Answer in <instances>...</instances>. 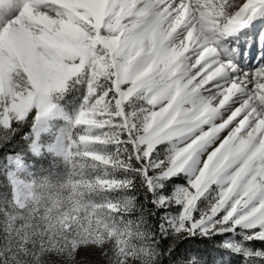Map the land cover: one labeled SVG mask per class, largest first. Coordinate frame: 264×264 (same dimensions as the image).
<instances>
[{"label":"snow or ice","instance_id":"1","mask_svg":"<svg viewBox=\"0 0 264 264\" xmlns=\"http://www.w3.org/2000/svg\"><path fill=\"white\" fill-rule=\"evenodd\" d=\"M225 7L235 18L211 29L199 0H127L105 18L120 32L115 70L123 115L139 125L133 140L147 141L127 194L151 217L161 264L168 257L180 264V241L196 235L224 236L221 244L239 264H264V55L251 64L257 42L264 51V31L252 33L248 70L243 48L229 52L219 43L264 13V2ZM18 14L19 5L0 0V27ZM104 87L111 80L99 92ZM33 119L10 121L0 132L27 125V136ZM204 260L189 255L185 264Z\"/></svg>","mask_w":264,"mask_h":264},{"label":"rangeland","instance_id":"2","mask_svg":"<svg viewBox=\"0 0 264 264\" xmlns=\"http://www.w3.org/2000/svg\"><path fill=\"white\" fill-rule=\"evenodd\" d=\"M87 51L89 61L78 72L64 81L54 73L50 83H41L52 88L47 99L42 97L43 110L34 103L20 111L16 95L0 94V125L8 127L13 118L31 111L36 118L29 152L0 161L11 184L12 202L25 209L27 202L39 197L30 218L37 226L32 230L43 232L37 239L40 254L52 264H161L152 229L133 203L135 197L127 194L136 175L139 147L147 146L133 140L139 125L123 115L116 55L100 45L95 50L100 62L95 63V54ZM8 67L10 87L18 85L17 92L28 94L32 84L20 83L26 78L21 67L11 61ZM109 80L111 87L99 92ZM112 85L115 98L109 94ZM46 211L52 228L41 222ZM223 240L221 235L184 238L177 251L183 256L180 264L189 255L205 257L203 264H239L241 257L227 253ZM162 264H173V257Z\"/></svg>","mask_w":264,"mask_h":264},{"label":"bare ground","instance_id":"3","mask_svg":"<svg viewBox=\"0 0 264 264\" xmlns=\"http://www.w3.org/2000/svg\"><path fill=\"white\" fill-rule=\"evenodd\" d=\"M10 2L19 5V14L4 27H0V33L4 32L3 36L0 35V94L16 95L19 98L17 109L20 111L34 103L43 110L45 104L41 102L42 97L44 100L47 99L52 88H45L41 83H50L54 73L60 74L64 81L68 76L78 72L89 61L88 48L94 54L100 45L114 53L119 48L120 32L116 27L107 25L105 18L121 13L127 0H10ZM199 2L204 10L205 25L208 29L220 24V18L228 22H231L230 16L232 19L235 18V10L225 7L232 0ZM248 2L254 4L264 0ZM49 5L55 9L53 12L45 7ZM262 17L264 13H257L247 25L222 35L219 43L229 52L236 49L234 46L248 43ZM261 27L262 25L260 29ZM101 29H104V34ZM258 50L261 48L257 49V52ZM93 59L95 63L100 62L96 54ZM238 59L239 57H236L233 62ZM259 60L260 57L251 60V64L257 66ZM9 61L23 70L26 78L20 83L32 84V90H28V94L17 92L18 85H11L13 89L10 87ZM248 63L245 57L244 70H248L246 67ZM42 118L46 119L45 116ZM141 143L147 146L146 140Z\"/></svg>","mask_w":264,"mask_h":264},{"label":"trees","instance_id":"4","mask_svg":"<svg viewBox=\"0 0 264 264\" xmlns=\"http://www.w3.org/2000/svg\"><path fill=\"white\" fill-rule=\"evenodd\" d=\"M114 86L112 85V90L114 91ZM118 96V94H117ZM35 112L31 111L26 117L24 118H13V120L11 121H21L24 120L25 118L28 117H33V123L36 122V118H35ZM7 128V127H5ZM14 131L12 133H4V132H0V161L1 159L5 158L8 155L11 154H26L29 152V147H30V142H31V135H32V129L29 131V134L27 136L24 135V131L25 129L28 128L27 125H24L19 131H15V125L13 126ZM129 149L130 151L132 150V145H129ZM137 160H134V164L137 167ZM136 175H134L132 178H134ZM138 179V178H137ZM11 184L9 182V180L6 178L5 172L3 170L2 165L0 164V220H2L4 218L5 212L11 211L12 209L25 213V209H21L18 208L17 205H15L12 202V192H11ZM136 199V197H135ZM12 206V209H10L9 206ZM137 205V209L139 210V212H141V208H140V204H136ZM144 217H146V221L147 223L150 225V228L152 229V223H151V217L147 216L146 213H142ZM17 221V220H16ZM15 221V224L13 225V227L19 226L20 224L24 223L23 220H19L17 223ZM36 222V221H35ZM33 221V219L31 220V226L32 227H37L36 225L33 226V223H35ZM19 223V224H18ZM7 234L3 232L2 227H0V253H2V255H0V264H5V260L10 259V251H4V243H5V236ZM194 238V237H193ZM33 240L35 241V243L29 242L26 244V247L30 250V254H29V259L33 260V264H39L40 260L44 261V264H52L51 259L48 258H42L41 257V246L39 244V242L37 241V239L35 237H33ZM183 245V239L180 241V244L177 248V251L181 249Z\"/></svg>","mask_w":264,"mask_h":264},{"label":"clouds","instance_id":"5","mask_svg":"<svg viewBox=\"0 0 264 264\" xmlns=\"http://www.w3.org/2000/svg\"><path fill=\"white\" fill-rule=\"evenodd\" d=\"M39 202V197H34L32 201L27 202L25 213L12 209L5 212L4 218L0 220V227L7 235L5 236L4 251H10V259L5 260V264H33V260L29 259L30 250L26 247L29 242L35 243L33 237L39 239L43 232L36 228L32 230L31 216L35 210L36 204ZM47 218V219H45ZM21 219L24 223L19 226L13 227L15 221ZM51 217L48 216V212H45V216L41 218V222L45 223L48 228H52ZM55 230V229H53ZM2 255V253H0ZM39 264H44L43 260L39 261Z\"/></svg>","mask_w":264,"mask_h":264},{"label":"water","instance_id":"6","mask_svg":"<svg viewBox=\"0 0 264 264\" xmlns=\"http://www.w3.org/2000/svg\"><path fill=\"white\" fill-rule=\"evenodd\" d=\"M16 156V155H15Z\"/></svg>","mask_w":264,"mask_h":264}]
</instances>
